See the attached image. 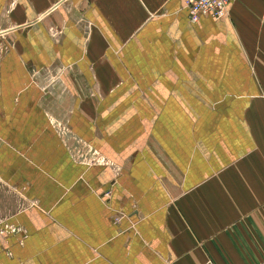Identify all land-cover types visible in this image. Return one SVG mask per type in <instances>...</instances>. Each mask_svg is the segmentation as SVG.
Masks as SVG:
<instances>
[{
	"label": "crops",
	"instance_id": "1",
	"mask_svg": "<svg viewBox=\"0 0 264 264\" xmlns=\"http://www.w3.org/2000/svg\"><path fill=\"white\" fill-rule=\"evenodd\" d=\"M1 14L0 176L9 184L24 176L35 196L48 182L41 169L65 159L58 128L68 112L79 134L81 116L91 126L109 112L166 111L185 129L169 138L179 150L168 182L142 152L127 169L135 186L104 185L109 199L78 186L56 214H25L23 232L0 234V264L264 259V0H231L226 17L195 22L183 0H0ZM103 134L107 151L133 146Z\"/></svg>",
	"mask_w": 264,
	"mask_h": 264
},
{
	"label": "rangeland",
	"instance_id": "2",
	"mask_svg": "<svg viewBox=\"0 0 264 264\" xmlns=\"http://www.w3.org/2000/svg\"><path fill=\"white\" fill-rule=\"evenodd\" d=\"M1 11L4 12V10ZM5 24L6 18L1 14L0 27ZM2 41L3 37L0 35V42ZM152 113L153 116L150 113L132 112L98 113L96 124L91 120V126L81 116L80 134L77 129L71 127L73 113H65V124L62 128H58L59 135L63 134L64 137L65 159L63 158L62 161L59 159L57 166L54 163L48 168L43 167L41 169L42 174L48 176V182L36 184L38 187L33 192L37 196H30L26 191L24 176L21 177L17 187L9 184L7 177L0 176V234L8 236L9 233L16 230L23 232L25 227L22 220L25 214L34 218L56 214L58 210L63 208L59 204L67 203L68 200L79 197L78 186L85 190L81 195L90 191L94 192L95 196L98 195L100 199L110 198V189H102L104 185L110 186L121 182L125 186H135L141 179L135 176L130 177L127 169L131 163L139 158L142 152L146 158H151V163L156 160L159 162L158 166L161 171L160 173L156 172V179L161 182H168L169 157L179 150L171 146L169 138L175 139L182 135L185 127L175 122L168 123V112L166 111ZM145 114L148 116L146 119ZM205 114L203 113L202 117L205 127L204 135L210 136L213 135L214 131L212 132L209 124L206 123ZM213 114L219 116L222 112L214 111ZM198 117L195 114L192 116V150H196L198 147L195 135ZM141 120L146 124L144 127L142 126L143 121L140 123ZM156 120L160 123V127L154 125ZM110 129L113 132L111 137L113 145L117 141L120 143L125 140L132 141V148L124 156L115 152L113 148L106 150L108 141H105L103 133ZM93 136L97 138V143H93ZM74 165L80 167L76 172ZM16 170L25 172L23 167L16 166ZM22 171L20 172L23 173ZM149 177L151 181H155L151 175ZM124 197L128 198V196ZM41 199L48 200V203L54 204V206H42ZM117 214L119 215L120 212ZM115 219L117 220V218Z\"/></svg>",
	"mask_w": 264,
	"mask_h": 264
},
{
	"label": "built area",
	"instance_id": "3",
	"mask_svg": "<svg viewBox=\"0 0 264 264\" xmlns=\"http://www.w3.org/2000/svg\"><path fill=\"white\" fill-rule=\"evenodd\" d=\"M231 0H183L191 22L197 21L202 16L221 19L228 15ZM200 264H216L211 258L205 259ZM257 264H264V259Z\"/></svg>",
	"mask_w": 264,
	"mask_h": 264
}]
</instances>
